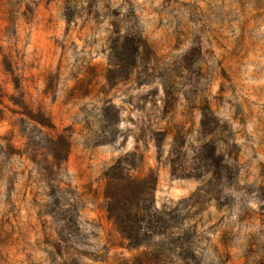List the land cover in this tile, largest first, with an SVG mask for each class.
Returning <instances> with one entry per match:
<instances>
[{"label":"rangeland","instance_id":"1","mask_svg":"<svg viewBox=\"0 0 264 264\" xmlns=\"http://www.w3.org/2000/svg\"><path fill=\"white\" fill-rule=\"evenodd\" d=\"M0 264H264V0H0Z\"/></svg>","mask_w":264,"mask_h":264},{"label":"trees","instance_id":"2","mask_svg":"<svg viewBox=\"0 0 264 264\" xmlns=\"http://www.w3.org/2000/svg\"><path fill=\"white\" fill-rule=\"evenodd\" d=\"M124 177L125 176L123 175V172H121V217H115V221L117 226L120 227L121 232L124 234L126 239L131 242L133 240L132 233H139L141 226L146 222L144 216L141 214V212H139L141 211L139 208V203H137L136 200L127 199L125 198L126 196H124V192H126L127 189L124 190L125 188L123 186L125 183L129 182V180ZM151 181L152 182H150V187H152L153 189V187L155 186V181L153 179ZM129 183H131L137 190H139L140 193H144L146 187H148L147 183L136 184L131 181ZM133 211H136V213L132 214ZM146 224H148L147 229L151 230L152 227L150 226L152 224V221L148 220Z\"/></svg>","mask_w":264,"mask_h":264}]
</instances>
